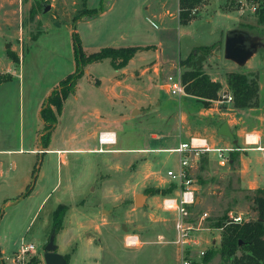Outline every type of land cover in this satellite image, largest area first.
Instances as JSON below:
<instances>
[{"label":"rangeland","instance_id":"1","mask_svg":"<svg viewBox=\"0 0 264 264\" xmlns=\"http://www.w3.org/2000/svg\"><path fill=\"white\" fill-rule=\"evenodd\" d=\"M261 1L202 0L191 21L183 24L175 0H0V77L8 76L0 83V129L16 147L21 138L24 149L36 147L35 154H22L36 160L31 186L40 171L30 200L0 209L1 216L6 210L0 229L3 264H20L15 254L22 243H32L44 253L52 214L60 203L69 208L58 232L64 235L57 233L55 243L73 264H181L182 253L175 244L177 217L163 208L162 199L177 192L166 173L177 166L171 150L192 136L206 137L210 146L237 148L234 162L229 153L228 162L221 164L213 152L193 162L197 202L187 219L199 228L198 248L212 251L206 264H233L218 252L222 230L214 223L224 215L228 220L230 215H241L242 221L264 223L255 200L264 197V133L254 143L245 141L246 135L254 136V130L264 127V20L259 22L258 10L250 9L252 2ZM148 4L150 9H145ZM100 6L106 11L96 17L81 13ZM166 10L173 15L166 14L169 21L162 26L160 14ZM232 29L263 42L242 66L224 57L225 33ZM74 30L86 55L111 45L138 49L121 68L114 67L109 57L89 62L81 66L82 76L62 87L60 82L75 73ZM212 43L218 44L204 59L203 69L223 88L206 111L195 97L172 96L162 84L168 74L189 68L181 61L195 47ZM147 44L161 47L155 51ZM9 65L14 75L5 73ZM230 72L257 79L255 107L234 109L225 99L231 94L225 84ZM49 88L55 90L44 107H51L56 120H45L42 143H37V104ZM66 88L68 96L63 98ZM55 99L61 100L60 111L53 106ZM95 118L108 124L92 130ZM223 123L230 132L243 126L240 144L224 145L228 136L218 133ZM101 129L115 131L117 142L98 152ZM46 147L59 151H45ZM244 153L252 162L241 177L239 158ZM243 180L259 183L250 190ZM136 195H144V202L135 204ZM79 200L84 203H76ZM130 235L138 237L136 245L125 243ZM35 250L25 263L39 259L32 253ZM183 256L190 264H202L203 256L196 250Z\"/></svg>","mask_w":264,"mask_h":264},{"label":"trees","instance_id":"2","mask_svg":"<svg viewBox=\"0 0 264 264\" xmlns=\"http://www.w3.org/2000/svg\"><path fill=\"white\" fill-rule=\"evenodd\" d=\"M202 0H178L179 5V20L180 23H187L191 20L190 9ZM104 10L103 7L98 9H83L81 13H88V17L93 18L98 16ZM259 22L264 20V0L259 4L258 9ZM91 14V15H90ZM218 43H212L210 45H203L195 47L189 55L181 61L182 65H187L181 73V80L184 86L186 94L196 98L201 103L202 107L207 109L212 106V102L219 100V92L223 88L222 83L219 81L212 80L209 75L203 69L204 59L211 54L212 50ZM72 48L75 59V73H71L66 77V80H62L59 85L68 86L72 85L74 78L82 76L83 65L89 62L100 61L103 58H111L112 64L116 68H121L127 61L133 56L134 52L138 49L135 46H122V47H111L105 46L100 48L98 51L85 54L81 40L74 30L72 32ZM119 58V63L115 60ZM8 76H1L0 83L6 80ZM225 84L228 91L232 96V104L234 108L245 109L255 107L258 104L259 99V85L256 78H249L245 73L241 72H230L225 77ZM55 90V89H54ZM53 90V91H54ZM68 88L63 91V98L68 96ZM71 91V88H70ZM52 93H50L51 95ZM225 94V93H223ZM48 96V98L50 97ZM48 100V99H47ZM46 100V101H47ZM45 105L40 110V115L45 121L50 120L54 122L56 120V114L49 106L45 109ZM56 111H60L62 103L60 99H55L53 102ZM50 115V117H48ZM49 133H46L45 137L49 139ZM235 151L231 152L230 162H234L237 156L233 155ZM173 186L176 185L173 183ZM29 192V188L26 189L24 194ZM258 205V216L264 217V197H256ZM68 209L65 204H59L52 214V229L51 233L57 234L62 227V221L64 215ZM214 227L221 229V240L218 248L220 255L226 259H232L233 264H264V223L261 220L255 221H242L240 223L229 222L227 215L218 219L214 223ZM240 251V255L236 256V252ZM212 251L207 250L202 257V264H206L207 260L211 255ZM66 260L68 256L64 255ZM0 264H3L0 258ZM25 264H40V259H32L27 261Z\"/></svg>","mask_w":264,"mask_h":264},{"label":"built area","instance_id":"3","mask_svg":"<svg viewBox=\"0 0 264 264\" xmlns=\"http://www.w3.org/2000/svg\"><path fill=\"white\" fill-rule=\"evenodd\" d=\"M250 9L256 12L259 9L257 2L250 4ZM198 10L197 6L190 9V15L196 14ZM162 87L165 91L172 96H181L185 94L184 86L181 80V74H168ZM227 101H232L230 94H225ZM251 135H246L245 139L248 142H253ZM97 142L99 149L96 151L102 152L104 148L111 147L116 144L117 136L116 132L112 130H103L98 133ZM237 148L235 146L217 147L210 146L206 137L192 136L188 140L180 142L171 151L177 156V166L167 170V176L176 185L177 192L175 195H168L162 199V206L165 210L172 211L176 214V221L174 224L175 231V244L178 245L182 253L181 264H190V259L183 256V253L196 250L199 256H203L206 252L205 249H199L200 241L196 237V229L187 219L190 216V209L196 204L197 198L195 196V188L193 187V180L191 178V169L194 166V161L198 160L199 156L206 153H215L219 158L221 164L228 162L229 153L233 152ZM207 216V213L203 214V217ZM202 217V218H203ZM229 222L240 223L242 221L241 215H230ZM127 245H136L138 243L137 236H127L125 238ZM32 243H22L20 248L15 254L16 262L20 264L25 263V257L34 250Z\"/></svg>","mask_w":264,"mask_h":264},{"label":"crops","instance_id":"4","mask_svg":"<svg viewBox=\"0 0 264 264\" xmlns=\"http://www.w3.org/2000/svg\"><path fill=\"white\" fill-rule=\"evenodd\" d=\"M175 2H176L177 7H179L178 0H175ZM145 9H150V4H148V6H146ZM105 11L106 10L101 12L99 15H101L102 13H105ZM166 14L173 15V14L169 13L168 10L161 13L160 14V16H161L160 21H162V23H161L162 26H165L164 21H166V22L169 21V17H167L168 15H166ZM153 16H156V14L153 13ZM158 16H159V13H158ZM158 16H157V18H160ZM147 45H154V44H147ZM154 46H155V51H158L159 47H161L160 45L159 46L154 45ZM200 46H203V45H200ZM111 47H122V46L111 45ZM5 73L6 74L9 73L10 75L11 74L14 75L15 71L13 69H11V65H9L8 69ZM52 90H53L52 88H49L47 90L46 94H44V98L41 99L39 101V103L37 104V112H36V116H37L36 117V123L37 124L35 125L36 128L34 129L35 130V134H34L35 135V141L37 143L38 142L42 143V138L44 136V131L42 129L44 127L45 121L42 119V117L40 115V110H41L42 106L45 104V102L48 99V96L50 95V92ZM207 109H209V108H207ZM207 109H206V111H207ZM210 109H211V107H210ZM231 114H233V113H231ZM105 124H108V121L104 122V119H102V118H97V119L95 118L92 121V125H93L92 130L100 129ZM219 127L220 126H218V129H219ZM103 130H107V129H101L99 131H103ZM243 132L244 131H243V126H242V128H239L236 132L231 131V133L233 135L232 138H230V137L226 138L225 137L226 140H223L222 142H224V145H230V144L232 145V144H236V143L240 144L241 136H242ZM254 132L256 134L254 135L253 142H251V143L256 142L254 140H256V138H257V136H259L260 132L264 133V127L258 131L254 130ZM245 141H246V139H245ZM246 142L250 143L248 141H246ZM23 147H24V141L22 140V138L19 140L18 147H16V142L12 141L11 139H8L7 136H4L3 132L0 129V209L1 208H11V207H14L16 205V203L18 204L20 202H25L27 200H30L32 198V196L34 195L36 189H37L40 171L38 172V176L34 182V185L31 186L32 176H33V167H35V165H36V160H34V158L30 157V156H22V154H24L25 152H27L28 154H35L36 153V147H28L27 149H24ZM41 150H44V149L41 148L38 150V152ZM252 150H256V148H252ZM45 151H59V150L50 149V148L46 147ZM246 156H247V153H244V154H241L240 158H239V160H240L239 173H240L241 177H244V175L248 173V170L250 169V164L252 162L251 160H248ZM60 160L63 162L65 161L62 154L60 156ZM242 182L245 183L247 188L250 190L255 188L256 184L259 183L258 181L245 182L244 180ZM28 188H29V192L27 194H24V192ZM76 203L82 204L84 202H83V200L82 201L79 200ZM60 204H63V203H60ZM68 208H69V206H68ZM5 214H6V210H4L2 216L0 215V229L4 224ZM17 219H20V218L16 217V220ZM21 222H23V220L19 221L18 224ZM12 223H13V220H11L7 225H12ZM63 235L64 234L62 232L57 234V236H59V237H62ZM57 245L59 247L58 253L61 254L62 252L60 251V244L57 243ZM2 251L3 250H0V255H1ZM40 252L38 250H35L32 253H34V255L39 257L40 264H44L43 260L41 258V255H43V253L41 254ZM0 258H1V256H0ZM67 263L73 264V260L71 257H68Z\"/></svg>","mask_w":264,"mask_h":264},{"label":"water","instance_id":"5","mask_svg":"<svg viewBox=\"0 0 264 264\" xmlns=\"http://www.w3.org/2000/svg\"><path fill=\"white\" fill-rule=\"evenodd\" d=\"M48 6L45 7V10ZM263 45L262 41L256 40L255 37L250 36L247 32L232 29L225 33L224 38V57L230 61H233L239 66L244 65L248 59L257 51L259 47ZM218 133L225 134L232 138L233 135L229 131L226 123H223ZM144 195H136L134 200L135 204L144 202ZM55 233L52 232L47 243L44 245L43 259L45 264H68L64 255L56 251Z\"/></svg>","mask_w":264,"mask_h":264}]
</instances>
